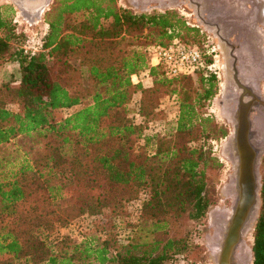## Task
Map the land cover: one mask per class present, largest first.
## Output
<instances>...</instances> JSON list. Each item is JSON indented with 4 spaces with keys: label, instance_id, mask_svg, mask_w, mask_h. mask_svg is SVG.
Wrapping results in <instances>:
<instances>
[{
    "label": "trees",
    "instance_id": "16d2710c",
    "mask_svg": "<svg viewBox=\"0 0 264 264\" xmlns=\"http://www.w3.org/2000/svg\"><path fill=\"white\" fill-rule=\"evenodd\" d=\"M15 15L0 5V65L19 74L0 84V264H169L189 256L192 225L217 203L224 167L214 144L229 129L210 112L219 76L209 49L204 69L177 77L151 67L146 49L175 40L201 47L200 30L176 11L53 0L33 51ZM145 70L149 88L131 81ZM168 94L175 131L146 136L167 117ZM21 137L32 147L11 161L8 147ZM137 201L138 221L122 241L118 221ZM84 216L101 221L83 240L51 239ZM252 238V264H264V171Z\"/></svg>",
    "mask_w": 264,
    "mask_h": 264
},
{
    "label": "water",
    "instance_id": "95a60500",
    "mask_svg": "<svg viewBox=\"0 0 264 264\" xmlns=\"http://www.w3.org/2000/svg\"><path fill=\"white\" fill-rule=\"evenodd\" d=\"M14 1L25 4L31 0ZM230 1L186 0V5L194 11L198 24L212 33L218 41V50L225 60V92L227 96L235 94L236 101V108L229 113L233 127L225 147L232 173L229 185L223 190L225 195L233 197V204L230 214L220 213L216 218L217 228L211 239L212 245L217 248L214 256L216 264H239L237 253L241 246L249 256V262H253V252L248 249L246 238L254 230L259 218L262 190L259 168L264 155V98L257 91L256 80L257 72L264 71V58H256L253 52L252 56H245L230 41L233 33L247 32L246 23H250V19L259 14L264 17V1L233 0L230 6L238 11L229 16L215 11L217 6ZM247 4L254 6V10L250 12L245 9ZM206 14L208 17H205ZM241 60L245 63L243 68L246 74L240 67ZM256 113L260 117V129L253 125L252 118Z\"/></svg>",
    "mask_w": 264,
    "mask_h": 264
},
{
    "label": "rangeland",
    "instance_id": "374dc122",
    "mask_svg": "<svg viewBox=\"0 0 264 264\" xmlns=\"http://www.w3.org/2000/svg\"><path fill=\"white\" fill-rule=\"evenodd\" d=\"M52 1L53 0H47L39 11H35L34 9H32L30 6L27 5L28 3L24 4L21 1L16 2L14 0H0V5L8 4L14 7L16 11L15 21L17 22L18 30L27 33V35L29 36L27 47L33 51L40 48L42 37L45 35V33L48 30V25L44 23V14L49 9L50 5L52 4ZM118 1L120 6L130 8L135 13H152L154 11H176L181 16H184L187 20L192 22V24L200 30L201 41L199 45H201V47L207 41L212 42V40L216 45H218V41L216 38H214L213 34L205 30L203 27H201L198 24L197 20L194 21L192 13H190V11H188V9L185 8L183 5H178L176 3H168V4L152 3L148 5L147 4L142 5L138 2V0H118ZM247 5L251 6L249 8L250 12L254 10V6L252 7L251 4H247ZM205 17H208V14H206ZM250 22L254 23L256 34L260 37V39L264 40V17L262 18L261 14H259L258 16L254 17V19H250ZM234 36H236L237 42L239 41L238 51L242 52L245 56H252L251 48L248 47L247 44L245 43H240V41L245 37V32L233 33L230 36V41L232 44L233 42L231 39ZM208 37H211L210 40ZM146 53L147 56L149 57V48L146 49ZM218 55H219L218 58L219 61L216 65V68L219 76V92L215 97V99L213 100L212 106L210 108V112L215 116V118L220 123L228 127L229 134L225 139L219 142H215L214 144L215 154L224 165L216 188L217 203L209 210L203 224L192 225L191 243L193 245V248L191 250V254L187 257H179L169 264H216L214 260V256L217 253V248L213 246L211 243V239L215 234V229L217 228L216 218L220 213H226V214L231 213L233 197L230 195H225L223 193V190L229 185L230 175L232 173L231 163L229 162L228 158L225 155V147L228 144L229 137L232 134V127H233L232 119L229 113L230 111L236 108V101H235V94L234 95L230 94V96L226 95L225 92L226 80L224 73L225 60L220 50H218ZM261 57L264 58V49L262 50ZM243 64L244 63H242V66ZM244 73L246 74V71H244ZM257 77H258L256 79L258 82L257 91L264 98V71H258ZM17 80H19V74L17 70L10 69L6 64L0 65V84L10 81L16 82ZM144 81H145L144 84H142L144 88H149L153 85V81L151 77L149 79L144 78ZM140 97H141L140 93H137V95H135L134 106L132 107L137 106V103L140 101ZM161 99H162L161 109H163L166 112L167 117L165 118V120L160 121L159 125H157L156 127H151V126L148 127V129H146L145 131L146 136L147 135L151 136L156 132L159 135L161 134L171 135L173 131H175L176 129L177 108L175 101L171 94L163 95L161 96ZM77 110L78 108L65 110L64 115L67 117ZM254 118H260L258 116V113H256L255 116H253L252 118L253 122H254ZM134 119L136 120L137 118L134 117ZM254 125L256 124L254 123ZM31 147H32V139L29 137H21L20 139L14 141L8 147L12 155L10 160L18 161L20 159V156L24 155V153L28 151ZM263 160H264V155L261 158L260 168H259V172L261 175L263 174L264 171ZM140 205H141L140 201L130 203L127 207V215L123 219H120L118 221L119 236L122 241H127L128 237L132 235L133 226L136 225L140 214ZM95 220L96 218H92L89 216L81 217L75 222H73L71 225H69L68 227L60 229L57 233L54 234L53 237H51V239L61 238L65 235H69L72 238L81 241L84 239L85 235H87L92 230L93 224H95L96 221H101L98 219L96 221ZM253 231L246 238V245L248 249H250V251L253 245V238H252ZM246 256L249 262V256L248 255ZM249 263L252 264V260H250Z\"/></svg>",
    "mask_w": 264,
    "mask_h": 264
},
{
    "label": "built area",
    "instance_id": "2783aa9c",
    "mask_svg": "<svg viewBox=\"0 0 264 264\" xmlns=\"http://www.w3.org/2000/svg\"><path fill=\"white\" fill-rule=\"evenodd\" d=\"M209 40L211 37H208ZM206 49L213 54L214 62L209 66L211 71L218 74L216 65L218 63V48L211 41H207L202 47L191 46L180 40H175L168 47H156L149 49V61L151 67H161L167 77L181 75H195L199 69L205 68ZM149 70L131 76L134 84H144V78H150Z\"/></svg>",
    "mask_w": 264,
    "mask_h": 264
},
{
    "label": "flooded vegetation",
    "instance_id": "af4514ba",
    "mask_svg": "<svg viewBox=\"0 0 264 264\" xmlns=\"http://www.w3.org/2000/svg\"><path fill=\"white\" fill-rule=\"evenodd\" d=\"M45 1L47 0H31L28 3V6H30L32 9H34L35 7H39L40 5L44 4ZM138 2L142 5L145 4H152V3H156V4H168V3H176L178 5H183L185 8L188 9V11H190V13H192L193 16V20L196 21L197 17L194 14L193 10H190L188 8V6H186V0H138ZM233 2V0H231L230 2H228V4H223V5H219L215 8L216 12H223L225 13L224 16L226 15H232L234 14V12H237L238 10H236V8H234L233 6H230V4ZM251 6L246 5L245 9L249 10ZM248 30L245 33V37L244 39H242L240 41V43H245L247 44L248 47L251 48L252 52L254 53L255 57L258 59H262L261 57V53L262 50L264 49V40L260 39V37L256 34V30L254 27V23H246ZM233 44L235 45V47L238 49L239 48V41L237 42L236 40V36H234L232 39ZM214 43V41H213ZM215 44V43H214ZM216 45V44H215ZM216 47L218 48V46L216 45Z\"/></svg>",
    "mask_w": 264,
    "mask_h": 264
},
{
    "label": "bare ground",
    "instance_id": "6f19581e",
    "mask_svg": "<svg viewBox=\"0 0 264 264\" xmlns=\"http://www.w3.org/2000/svg\"><path fill=\"white\" fill-rule=\"evenodd\" d=\"M27 3H29L28 1H27ZM45 3H46V1H45ZM44 3V4H45ZM44 4H42V5H40L39 7H35L34 8V10L35 11H39L42 7H43V5ZM28 5V4H27ZM242 63H244V61L242 60ZM242 63H241V68L244 66V64H243V66H242ZM246 66V65H245ZM247 68V67H246ZM243 69V68H242ZM244 71H245V69H244ZM255 72V71H254ZM253 72V73H254ZM250 74V73H249ZM254 123L256 124V125H254ZM253 125H254V127L255 128H257V129H260L261 128V125H260V118H254V122H253ZM237 261H238V263L239 264H248V258H247V256L245 255V253H244V249H243V246H241L240 247V249L238 250V253H237Z\"/></svg>",
    "mask_w": 264,
    "mask_h": 264
},
{
    "label": "crops",
    "instance_id": "0c3cea01",
    "mask_svg": "<svg viewBox=\"0 0 264 264\" xmlns=\"http://www.w3.org/2000/svg\"><path fill=\"white\" fill-rule=\"evenodd\" d=\"M127 8V7H126ZM130 9V8H129Z\"/></svg>",
    "mask_w": 264,
    "mask_h": 264
}]
</instances>
